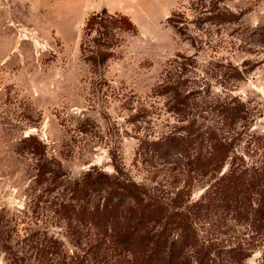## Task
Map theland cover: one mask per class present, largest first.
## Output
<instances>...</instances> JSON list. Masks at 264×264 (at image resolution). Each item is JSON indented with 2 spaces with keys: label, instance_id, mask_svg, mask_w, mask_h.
<instances>
[{
  "label": "rangeland",
  "instance_id": "rangeland-1",
  "mask_svg": "<svg viewBox=\"0 0 264 264\" xmlns=\"http://www.w3.org/2000/svg\"><path fill=\"white\" fill-rule=\"evenodd\" d=\"M214 1L0 0V264L12 253L28 264L104 260L93 253L95 229L70 225L57 212L59 187L38 181L39 156L24 141L32 134L44 145L40 158L59 160L68 178L93 167L115 174V154L133 180L186 211L185 226L169 230L182 262L264 264L259 194L253 189L235 211L217 192L233 159L214 176H196L175 203L185 162L163 166L149 147L186 136L182 128L195 121L193 146L204 155L214 133H223L249 181L264 188V0ZM217 6L238 19L210 20ZM104 8L128 16L137 31L98 67L81 43L86 21ZM179 63L187 69L176 70ZM167 77L200 92L187 121L171 111L168 95H158ZM237 100L247 120L220 113L219 103Z\"/></svg>",
  "mask_w": 264,
  "mask_h": 264
},
{
  "label": "trees",
  "instance_id": "trees-1",
  "mask_svg": "<svg viewBox=\"0 0 264 264\" xmlns=\"http://www.w3.org/2000/svg\"><path fill=\"white\" fill-rule=\"evenodd\" d=\"M221 1L223 0H216L214 4L218 5ZM216 9L220 10L218 6L210 10V20L233 22L239 17L227 8L224 11ZM136 31L137 27L128 16L112 14L104 8L86 21L81 49L87 60L101 67L114 56L113 50L122 45L124 35L135 34ZM178 69L186 70L187 66L179 63L176 70ZM178 78L167 77L160 86L158 95H168L172 101L171 111L180 115L182 121H187L191 111L198 106L196 94L200 92L195 87L187 90V82ZM218 107L220 113L234 122L247 120L244 115L247 111L240 100L235 101L234 106L228 102L219 103ZM187 123L189 125L182 128L186 136H174L171 139L163 137L168 138V141L158 140L149 144L162 157L163 166L185 162L184 185L177 191L173 202L181 201L188 194L196 176H214L232 158L229 171L219 178L220 183L216 187L219 197L226 207L239 211L248 203L247 195L255 189L259 194L255 211L264 220V188L258 189L257 183L249 181L246 168L240 163L243 160L232 155V142H228L223 133H218V136L215 132L209 151L203 155L187 139L195 133L192 128L195 121ZM24 141L33 150V154L39 156L38 181L50 180L51 185L61 190L57 197L59 215L76 229L79 225H74L73 221L76 224L85 223L95 229L94 241L97 245L93 247V253L95 256H102L104 260L101 264H187L180 260L181 256L170 238L173 227L185 226L187 212L177 208V205L171 207L146 185L133 180L115 154H112L115 174L93 167L81 177L71 179L67 177L59 160L53 157L48 161L40 158L44 153V145L37 136L28 135ZM51 190L50 188L48 191ZM5 251H8V246ZM9 255L11 261L8 264H28L19 253Z\"/></svg>",
  "mask_w": 264,
  "mask_h": 264
}]
</instances>
